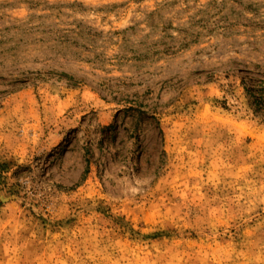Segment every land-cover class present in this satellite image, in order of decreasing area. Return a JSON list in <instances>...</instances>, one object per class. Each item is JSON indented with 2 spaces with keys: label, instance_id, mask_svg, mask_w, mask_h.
Masks as SVG:
<instances>
[{
  "label": "rangeland",
  "instance_id": "rangeland-1",
  "mask_svg": "<svg viewBox=\"0 0 264 264\" xmlns=\"http://www.w3.org/2000/svg\"><path fill=\"white\" fill-rule=\"evenodd\" d=\"M264 0H0V264H264Z\"/></svg>",
  "mask_w": 264,
  "mask_h": 264
},
{
  "label": "trees",
  "instance_id": "trees-1",
  "mask_svg": "<svg viewBox=\"0 0 264 264\" xmlns=\"http://www.w3.org/2000/svg\"><path fill=\"white\" fill-rule=\"evenodd\" d=\"M248 92L254 99L253 106L257 114H264V92L256 85L255 87H250Z\"/></svg>",
  "mask_w": 264,
  "mask_h": 264
}]
</instances>
